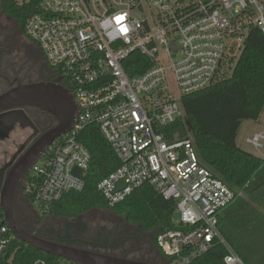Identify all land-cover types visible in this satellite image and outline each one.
Wrapping results in <instances>:
<instances>
[{"label":"built area","instance_id":"1","mask_svg":"<svg viewBox=\"0 0 264 264\" xmlns=\"http://www.w3.org/2000/svg\"><path fill=\"white\" fill-rule=\"evenodd\" d=\"M252 28L264 37V0H40L24 37L58 71L76 113L69 132L31 166L23 194L43 207L81 192L92 156L80 135L96 125L119 161L96 185L107 206L144 185L174 203L176 228L156 238L167 264H190L216 245L226 249L224 264H245L219 230L221 212L242 193L202 165L190 138L167 140L162 129L183 116V96L230 74ZM135 53L148 62L130 76ZM260 118L264 124V112ZM245 142L264 161V132ZM9 232L0 225V254L14 238Z\"/></svg>","mask_w":264,"mask_h":264},{"label":"trees","instance_id":"2","mask_svg":"<svg viewBox=\"0 0 264 264\" xmlns=\"http://www.w3.org/2000/svg\"><path fill=\"white\" fill-rule=\"evenodd\" d=\"M39 2L40 0H30L18 4L16 0H0V15L13 20L16 29L24 37V23L37 11ZM29 48L37 53L39 63L45 65L38 47L30 42ZM0 50L2 54L5 53L4 47L0 46ZM128 62L137 65V68H125L127 74L132 76L142 73L144 68L140 67L148 61L135 53ZM53 71L58 74L56 69ZM64 83L70 88L66 81ZM181 105L183 116L162 129L166 139H174L175 134L178 139L190 138L202 165L233 192L242 193L221 212L219 230L245 264H264V161L243 151L236 144L241 124L244 121H258L264 112V37L261 31L258 28L250 30L244 49L229 75L225 74L203 90L183 96ZM80 141L92 156L84 177V189L81 192H69L59 201L47 206L37 207L40 212L31 204V196L23 194L21 205H25L23 209L27 217L26 222L22 223L16 211L14 212L19 226L31 233L37 232L39 225L41 231H48L45 222L47 217L75 219L91 211H103L119 221H124L129 228L138 230L133 238L117 237L108 241L106 235H103L105 244L101 243L99 246L112 250L124 246L127 240L137 243L122 255L114 252L104 254L128 258L127 254L131 250L143 246L147 251L145 256L149 258L130 259L151 264H167L169 258L157 248L156 238L166 229L176 228L173 224L174 203L165 200L150 186L144 185L134 190L121 203L109 208L98 193L96 185L118 168L119 161L98 126L87 127L81 133ZM27 205L32 213L27 212ZM0 225L7 226L3 223L1 208ZM47 239L55 241L51 237ZM225 254L224 246L216 245L190 264H224ZM38 260H43L46 264H74L41 252L15 237L0 254V264H34Z\"/></svg>","mask_w":264,"mask_h":264},{"label":"water","instance_id":"3","mask_svg":"<svg viewBox=\"0 0 264 264\" xmlns=\"http://www.w3.org/2000/svg\"><path fill=\"white\" fill-rule=\"evenodd\" d=\"M2 78L7 80L4 76ZM60 80L61 78L55 83L17 81L16 85L12 86L11 83L9 84L10 88L0 93V117L8 118L9 123L4 134L0 136L1 140L8 137L9 132L16 124L22 128L29 127L36 133V128L26 116L24 109H37L50 115L56 121L53 127L41 133L26 148L22 147L18 150V156H13L7 164L0 168V208L3 213V223L20 242L74 264H151L126 256H112L52 241L38 233L24 230L15 219L14 205L22 181L44 150L59 137L69 132L75 117L76 105L73 97L59 83ZM73 174L79 176L80 170L74 169ZM123 187L122 183H118V189Z\"/></svg>","mask_w":264,"mask_h":264},{"label":"rangeland","instance_id":"4","mask_svg":"<svg viewBox=\"0 0 264 264\" xmlns=\"http://www.w3.org/2000/svg\"><path fill=\"white\" fill-rule=\"evenodd\" d=\"M29 44L30 42L24 39V37H22V35L16 29L15 22L3 15H0V46L6 48V52L10 51V54L7 53V59L13 58L14 61L18 60V54L23 55L24 51H27L29 54H31L32 52L28 50ZM31 44L34 47H37L36 43L31 42ZM3 62L4 61L0 63L2 66L6 64ZM3 69V67H0V71ZM4 71H6L7 74L8 68L6 67V65ZM1 72L5 73L3 71ZM10 72L11 70L9 71L8 75L11 78L16 75V73L12 72L10 74ZM17 75L20 77L22 83L42 81L40 80V75L36 74L34 71H27L26 73H24V71H18ZM219 78H221V75L218 77V79ZM169 82L172 86H174L172 77H170ZM6 88L7 87L5 85V81L0 79V93L6 90ZM55 124L56 121L53 119L52 125L46 127L45 129L47 130L50 127H53ZM257 132H264V124L262 123L261 118L258 121H244L237 133L236 144L243 151L260 157V153L254 150L251 145L245 142V138L250 137L252 134ZM28 134H30V131L28 129L23 130L22 132H19V130L16 129L9 135V138L7 140L0 141V168H2L5 163L11 160L12 156H15L18 150L22 148H20V146L22 145L24 139H26V136H28ZM261 153L264 154V143L263 148L261 149ZM21 188L22 184L16 197L18 204L22 203L21 196H23V193L21 191ZM27 206V208H29L27 212H30L32 209L29 205ZM22 207H24L25 209V205H22ZM35 209L36 211H39L37 207H35ZM174 219H177L176 215L174 216ZM45 222L48 231H41L40 225L39 229H37L38 231H40V233H42V237H51V239L54 238L55 241H63L61 243H70L72 244V246L85 247L82 249L90 251L92 250L101 253L114 252L122 255V253L128 248L133 247L135 246V244H137L136 242H134V244L130 240H127V242L124 243V246L122 245L121 247H115L114 250H112L111 248H105V246H99V244L101 243L105 244L103 242V237L105 235L108 238V241H111L117 237L131 236V238H133L138 233V230H136L135 228H129L124 221H119L112 215L107 214L103 211H91L75 219H54L51 217H47L45 219ZM50 229H53V231L51 232ZM93 243H97L96 245L98 246L93 245ZM146 252L147 251L143 246H138V249L136 248V250H131L127 254V256L128 258L133 259L149 258V256H145Z\"/></svg>","mask_w":264,"mask_h":264},{"label":"flooded vegetation","instance_id":"5","mask_svg":"<svg viewBox=\"0 0 264 264\" xmlns=\"http://www.w3.org/2000/svg\"><path fill=\"white\" fill-rule=\"evenodd\" d=\"M30 49L31 48H29L28 50L30 52H32L31 54H29L27 51H24L23 55L22 54L21 55L18 54V60H15V61L13 60V58L7 59V57H8L7 53L10 54V51L6 52V48H4V51H5L4 54H2V52L0 50V63L2 61H4L3 63H6L5 65L8 68V71H7V74H6V71H4L5 70V65L2 66L0 64V67L4 68L1 71L5 72V73H2L0 71V79L5 81V85L7 87L6 90L8 88H10L9 84L12 83V86H13V85L17 84V81L21 82L20 77L17 75L18 71H24V73H26L27 71H34L36 74L40 75V80L45 81V82H50V83H55L60 78L53 71L52 68L48 67L46 64L44 65L43 63L41 65L39 63V58L37 56V53L34 50L32 51V49L31 50ZM25 69H28V70H25ZM10 70H11L10 74L12 72L16 73V75L14 77H12V78L8 75ZM2 76L6 77L7 80L2 78ZM59 83L62 84L61 80H60ZM24 112H25L26 116L28 117V119L33 123L34 127L36 128V133H34V131L31 128H29V127L22 128V127H20L19 124H16L13 127V129L9 132V135L13 131H15L16 129H18L19 132H22L23 130H26V129H28L30 131V134H28V136H26V139H24V142L22 143L20 148L21 147L26 148L27 146H29L41 133L46 131V129H45L46 127H49L53 123V118L50 115H48V114H46L44 112H40L37 109L27 108V109H24ZM8 124H9L8 123V118L0 117V136L4 134L5 129L8 128V126H9ZM9 135H8L7 138H4L3 140L4 141L7 140L9 138ZM3 140L0 139V141H3ZM18 154L19 153H17L16 156H18ZM7 163H5V164H7ZM15 211L17 213V216L21 220V222L22 223L26 222V218L25 217H27V216H26V214L24 212V209H23L21 204H18L16 202V200H15V205H14V212ZM35 233H38V234L42 235V233H40L39 231H37Z\"/></svg>","mask_w":264,"mask_h":264},{"label":"crops","instance_id":"6","mask_svg":"<svg viewBox=\"0 0 264 264\" xmlns=\"http://www.w3.org/2000/svg\"><path fill=\"white\" fill-rule=\"evenodd\" d=\"M246 139V138H245Z\"/></svg>","mask_w":264,"mask_h":264}]
</instances>
